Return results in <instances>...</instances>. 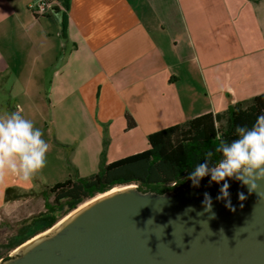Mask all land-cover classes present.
Masks as SVG:
<instances>
[{
	"label": "crops",
	"instance_id": "crops-1",
	"mask_svg": "<svg viewBox=\"0 0 264 264\" xmlns=\"http://www.w3.org/2000/svg\"><path fill=\"white\" fill-rule=\"evenodd\" d=\"M38 1L0 0V118L19 109L48 144L30 182L0 178V209L21 203L9 187L95 174L103 152L264 93V0H58L36 17Z\"/></svg>",
	"mask_w": 264,
	"mask_h": 264
},
{
	"label": "water",
	"instance_id": "water-1",
	"mask_svg": "<svg viewBox=\"0 0 264 264\" xmlns=\"http://www.w3.org/2000/svg\"><path fill=\"white\" fill-rule=\"evenodd\" d=\"M226 179L235 211L216 200L220 185H209L210 174L199 187L189 181L162 194L124 185L78 207L0 264H264V181L249 195L240 181ZM238 192L247 198L239 201Z\"/></svg>",
	"mask_w": 264,
	"mask_h": 264
},
{
	"label": "trees",
	"instance_id": "trees-1",
	"mask_svg": "<svg viewBox=\"0 0 264 264\" xmlns=\"http://www.w3.org/2000/svg\"><path fill=\"white\" fill-rule=\"evenodd\" d=\"M264 111V93L251 100L230 105L222 113H207L174 125L148 136L149 148L107 164L104 152L97 173L87 177L68 178L41 192L45 212L33 218L32 223L42 222L43 227L31 235L23 228L17 234L0 242V259L6 260L10 252L34 236L50 229L63 217L83 203L115 187L136 185L143 192L164 193L177 185H185L187 175L201 163L214 167L223 158L216 150L223 142L230 143L239 133L236 126L250 128L256 117ZM129 127L134 126L128 115ZM211 156H206V152ZM206 176L201 179L205 181ZM29 192L9 187L5 191V202L20 200ZM50 195L53 200H50Z\"/></svg>",
	"mask_w": 264,
	"mask_h": 264
},
{
	"label": "clouds",
	"instance_id": "clouds-1",
	"mask_svg": "<svg viewBox=\"0 0 264 264\" xmlns=\"http://www.w3.org/2000/svg\"><path fill=\"white\" fill-rule=\"evenodd\" d=\"M236 131L239 133L236 139L217 146L216 150L223 155L218 164L209 168L201 163L186 177L193 187H199L201 179L210 174L209 185L211 182L220 185L216 200H223L231 211L235 208L226 178L234 177L240 181L249 195L257 190V181H264V111L250 128L237 125ZM47 151L48 144L42 139L41 130L25 119L19 109L11 112L8 118H0V178L14 175L21 183L30 182L32 176L45 166ZM205 155L211 156V152ZM237 198L242 202L247 197L244 192H238ZM202 204L205 211L211 210L212 198L207 192Z\"/></svg>",
	"mask_w": 264,
	"mask_h": 264
},
{
	"label": "rangeland",
	"instance_id": "rangeland-1",
	"mask_svg": "<svg viewBox=\"0 0 264 264\" xmlns=\"http://www.w3.org/2000/svg\"><path fill=\"white\" fill-rule=\"evenodd\" d=\"M16 105V104H14ZM46 164V163H45ZM99 170V167L97 168V173ZM47 174V172L45 171ZM91 174L87 175L90 176ZM86 176V177H87ZM75 179L77 178L76 172L73 168L68 167L66 169V172L64 176L54 175L52 178L47 177L48 179H54L53 181H57L58 179H67V178ZM46 179V178H45ZM55 182H49L47 180H43L42 182H35L34 184V190L30 193H28L25 197L20 199L19 201L21 203H18L15 207H5L0 209V242H5L7 238L17 234V230L23 228L25 230V234L31 235L33 232L41 229L43 227L42 222H35L28 226L30 223H32V220L34 217L39 215L42 212H45V202L43 199V196L41 192L45 190L46 188H50L54 185ZM115 187V189L120 188ZM99 196V195H97ZM50 200H53V196L50 195ZM88 202V201H87ZM85 202V203H87ZM84 203V204H85ZM82 204V205H84ZM80 205L79 207H81ZM67 216V215H66ZM65 216V217H66ZM63 217V218H65ZM62 218V219H63ZM61 219V220H62ZM59 220V222L61 221ZM48 232V230L36 235L40 236L42 234H45ZM35 237V236H34ZM32 239V238H31ZM30 242V240H28ZM26 244V242H25ZM20 247L15 248L12 250L9 254V256H12L13 254L17 253ZM2 259H0V262Z\"/></svg>",
	"mask_w": 264,
	"mask_h": 264
},
{
	"label": "built area",
	"instance_id": "built-area-1",
	"mask_svg": "<svg viewBox=\"0 0 264 264\" xmlns=\"http://www.w3.org/2000/svg\"><path fill=\"white\" fill-rule=\"evenodd\" d=\"M62 8L58 0H39L31 6V10L36 17H41L52 11L55 7Z\"/></svg>",
	"mask_w": 264,
	"mask_h": 264
},
{
	"label": "bare ground",
	"instance_id": "bare-ground-1",
	"mask_svg": "<svg viewBox=\"0 0 264 264\" xmlns=\"http://www.w3.org/2000/svg\"><path fill=\"white\" fill-rule=\"evenodd\" d=\"M115 190H117V189H113L112 191H110V192H113V191H115ZM85 205V204H84ZM84 205H82V207L84 206Z\"/></svg>",
	"mask_w": 264,
	"mask_h": 264
}]
</instances>
